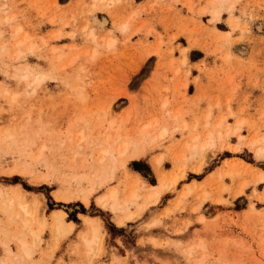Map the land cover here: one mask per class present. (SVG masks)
I'll return each instance as SVG.
<instances>
[{"label": "rangeland", "instance_id": "obj_1", "mask_svg": "<svg viewBox=\"0 0 264 264\" xmlns=\"http://www.w3.org/2000/svg\"><path fill=\"white\" fill-rule=\"evenodd\" d=\"M196 4L0 0V264H264V0H227L218 17L207 0L209 20ZM127 143L142 154L125 161ZM113 187L141 196L113 210L99 202ZM20 189L46 217L37 244L38 215L23 228L9 202ZM77 189H93L88 204ZM58 210L74 226L56 241ZM124 212L137 214L120 225ZM86 217L101 243L86 244Z\"/></svg>", "mask_w": 264, "mask_h": 264}, {"label": "bare ground", "instance_id": "obj_2", "mask_svg": "<svg viewBox=\"0 0 264 264\" xmlns=\"http://www.w3.org/2000/svg\"><path fill=\"white\" fill-rule=\"evenodd\" d=\"M227 1V0H218V4H220V6H217L214 8L213 12L214 14L218 17L221 13V11L223 10L222 6L224 5V2ZM238 0H229V6L231 5V8L235 6V3L237 2ZM228 6V5H226ZM229 8V7H228ZM5 10V9H3ZM4 20H7V17L4 18ZM260 26V25H259ZM260 28V27H259ZM92 34V33H91ZM92 37L93 34L91 35ZM27 41V40H26ZM24 43V40H21L18 42L19 45L23 44ZM112 44V40L109 39L108 41V45H111ZM16 57L19 56V51H17V53H15ZM30 73V72H29ZM39 74V73H37ZM30 75V74H29ZM22 77L23 78H27L28 77V74H22ZM34 77V76H33ZM43 80V75L42 73L40 75H37L33 81L34 85H37L39 84L41 81ZM32 83V84H33ZM240 124V123H239ZM219 125H221V123H219ZM112 126V123L109 124V127ZM151 125L148 124L146 127H150ZM238 129H240V127L236 128V130L238 131ZM166 132V129H163L162 132H161V135H164ZM145 134V133H144ZM148 135H149V132H148ZM221 135V134H220ZM219 135V136H220ZM145 136V135H143ZM81 140H83L84 138V135L81 134L80 136ZM127 138V137H126ZM195 138V137H193ZM80 140V141H81ZM144 141V139H143ZM194 150H197V141H198V138L196 137L194 139ZM259 141H261V139H255V144L258 143ZM205 143L201 146L200 150H197L196 152L197 153H202V151L204 149H206L205 147L207 146H211L214 144L215 142V136L214 134H212L210 132V134H208L207 136V140L204 141ZM113 144H114V141H113ZM108 145V144H107ZM111 147V146H110ZM116 147V146H115ZM129 143L125 144L124 146V150L120 153V155H124L126 156L124 159L125 161L128 160V157H139L141 154H142V149H140L138 146L134 145L133 149H131V152L129 153ZM123 149V148H122ZM259 149V153L260 154H264V147H258ZM116 150V149H115ZM103 152V157L100 159V161H102L103 159H105L104 157H106L107 153L109 152V149H105L102 151ZM195 154V153H194ZM112 155V154H111ZM110 156V155H109ZM113 156V155H112ZM118 156V155H117ZM122 156V157H124ZM113 158V157H112ZM109 160V159H108ZM114 160V159H113ZM112 161V160H111ZM109 162V161H108ZM162 162H163V155H160L159 157H157L155 159V163L157 165V167H161L162 166ZM107 165V164H106ZM183 166V165H182ZM102 169V168H101ZM108 169V168H107ZM201 169V168H199ZM198 169V170H199ZM30 173V171H28ZM98 173V172H97ZM183 173V171H182ZM184 174H175L172 176L170 182L172 185H174L178 180L179 178H182ZM165 176V175H164ZM91 177V176H90ZM92 178V177H91ZM97 178V177H96ZM162 178V177H161ZM98 179V178H97ZM134 179V178H133ZM259 179L264 181V171H262L259 175ZM166 178L164 177L163 178V181H161V184L160 186L156 187V186H152L153 190L152 192L149 193V195H146L148 196L149 199H158L160 198L161 194H162V189H165V187L167 188L168 184L166 182ZM169 181V180H168ZM99 182V181H98ZM169 182V183H170ZM100 183V182H99ZM140 183V182H139ZM133 184V183H132ZM136 185V184H135ZM145 185V184H144ZM127 186V185H126ZM125 186V188H126ZM169 187V186H168ZM128 188V187H127ZM132 188V187H131ZM150 189V188H149ZM79 190V189H77ZM92 190L93 189H90L89 191H84V189H81L79 190V192L82 193V196H81V200L85 203V204H88L90 202V195L92 193ZM122 190V189H121ZM151 190V189H150ZM129 192V191H128ZM1 194V193H0ZM1 195H5V194H1ZM144 195V196H145ZM124 196V195H123ZM141 194H140V191H139V188H134L130 191V193H128V195L126 197H124L123 199L120 198L119 196V187L116 188V187H113L111 188L106 194L102 195L99 197V202L102 203L103 205L107 206L109 205L111 209L113 210H118L120 209L121 211H127L128 209H130V206L133 205L134 203H136V201H138V199L140 198ZM61 198H63L64 200H72L74 198V196H60ZM1 198V197H0ZM13 199V200H12ZM9 200L10 203H14V200L17 201L19 207L22 209V214H23V217H22V222H23V225L22 227L23 228H28L31 221H32V218L35 217L34 219L36 220V222L38 223V227L36 229H28L29 233L34 237V240H35V244L39 243L41 241V234L42 232L45 230L46 226H47V221H46V217L44 215L43 212H37L36 214L34 213V209L36 208L37 206V203L40 204V202H37L36 205H33V210H29L28 209V202L26 200V193L24 190L20 189V191H18V194H15L13 195V198ZM36 200V199H35ZM31 201V200H30ZM41 201V200H39ZM8 205V204H7ZM42 206V205H41ZM39 206V207H41ZM139 206V205H138ZM5 207H6V204H5ZM8 207V206H7ZM6 207V208H7ZM143 208V205H140L139 208L137 209L138 210V213L139 211H141ZM41 210V209H40ZM136 210V211H137ZM120 211V212H121ZM125 213V212H124ZM137 213H134V212H127L125 214H120L119 218H118V223L120 225H125L127 220H130L132 218L135 217ZM11 215V214H10ZM65 215L66 213L63 212L62 210H58V211H53V216H54V221H53V228H54V238L56 241L60 240L61 236L69 232L72 231L73 229V223H70L68 224L66 221H65ZM32 217V218H31ZM85 222H87L88 224V231L87 234L84 235V239H85V242L88 246L92 245L94 242H97L98 240H100V237H99V232L102 228V223L98 220H95V219H89V218H85ZM23 233L21 232L20 234L17 235L16 237V240L19 241V246L21 248V252L23 254V257L24 258H32L33 257V248L31 247V245L29 243L26 242L24 236L22 235ZM32 242V241H31ZM33 243V242H32ZM100 243H101V240H100ZM3 245L5 249H7V251L9 253H11V250L9 248V245L7 243H4ZM103 250V247L101 246V251ZM21 254V255H22ZM21 259H22V256H20ZM1 260V259H0ZM1 263H5L4 260H1L0 261ZM32 263V262H31ZM30 264V263H29Z\"/></svg>", "mask_w": 264, "mask_h": 264}, {"label": "crops", "instance_id": "obj_3", "mask_svg": "<svg viewBox=\"0 0 264 264\" xmlns=\"http://www.w3.org/2000/svg\"><path fill=\"white\" fill-rule=\"evenodd\" d=\"M196 2H197V4H196V6H195V12H196V14H197V17H202V16H206V18H207V20H209L210 19V13L209 12H206V13H204V12H202V14H200L201 13V9L206 5V3H207V0H196ZM224 14V13H223ZM80 216V215H79ZM75 222V221H74Z\"/></svg>", "mask_w": 264, "mask_h": 264}, {"label": "trees", "instance_id": "obj_4", "mask_svg": "<svg viewBox=\"0 0 264 264\" xmlns=\"http://www.w3.org/2000/svg\"><path fill=\"white\" fill-rule=\"evenodd\" d=\"M137 169V168H136Z\"/></svg>", "mask_w": 264, "mask_h": 264}]
</instances>
